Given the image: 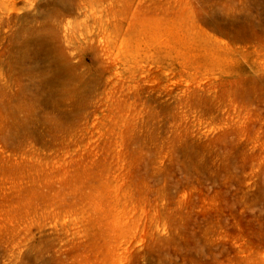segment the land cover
<instances>
[{
  "label": "rangeland",
  "instance_id": "374dc122",
  "mask_svg": "<svg viewBox=\"0 0 264 264\" xmlns=\"http://www.w3.org/2000/svg\"><path fill=\"white\" fill-rule=\"evenodd\" d=\"M0 264H264V0H0Z\"/></svg>",
  "mask_w": 264,
  "mask_h": 264
}]
</instances>
